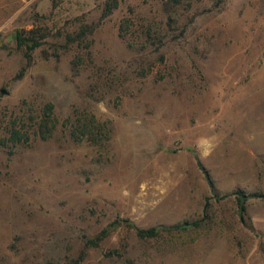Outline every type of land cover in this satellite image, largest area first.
I'll list each match as a JSON object with an SVG mask.
<instances>
[{
  "label": "rangeland",
  "instance_id": "1",
  "mask_svg": "<svg viewBox=\"0 0 264 264\" xmlns=\"http://www.w3.org/2000/svg\"><path fill=\"white\" fill-rule=\"evenodd\" d=\"M14 121L0 264H264V0H0V140Z\"/></svg>",
  "mask_w": 264,
  "mask_h": 264
},
{
  "label": "trees",
  "instance_id": "2",
  "mask_svg": "<svg viewBox=\"0 0 264 264\" xmlns=\"http://www.w3.org/2000/svg\"><path fill=\"white\" fill-rule=\"evenodd\" d=\"M117 7V2H110L108 1L105 6H104V10H103V17L108 16L115 8ZM89 30L88 35L92 34L93 32V28L90 27H86ZM86 33L85 32H81L79 34V36H77L76 38L73 37L72 42L77 41L79 38L85 39ZM16 39L18 41V45L22 48H24V58L26 60V63L28 64L31 60V55L32 52L39 48L42 43L41 41L37 38V37H22V35L17 34L16 35ZM55 122L56 119L54 118L53 115V106L52 104L48 103L44 106L41 114L36 117L35 119V125L34 127H36V129L33 131L35 136L40 137L41 139H47L50 135L52 130L55 127ZM7 134H8V138H3L0 140V146H6L7 143H12L13 145H16L18 143H21L25 136H26V132H22L20 128H18V126H16V121H14L13 123L8 124V128H7ZM7 140V141H6ZM25 141H28V137L25 138ZM236 196V200L239 204V206L241 207V211L244 212L245 210V206H244V202L246 201L245 197L240 193H235ZM193 226V224H186V225H178V226H174L171 228H165V227H154V228H150L147 230H142V229H136V234L137 237L139 239H153L158 237L159 235H161L163 232H169V231H185L187 230L189 227ZM105 233L103 232L101 234V236L97 237L96 240L94 242H92V244L97 245L98 242L101 240V238L103 237Z\"/></svg>",
  "mask_w": 264,
  "mask_h": 264
},
{
  "label": "water",
  "instance_id": "3",
  "mask_svg": "<svg viewBox=\"0 0 264 264\" xmlns=\"http://www.w3.org/2000/svg\"><path fill=\"white\" fill-rule=\"evenodd\" d=\"M8 40L10 41V38Z\"/></svg>",
  "mask_w": 264,
  "mask_h": 264
}]
</instances>
